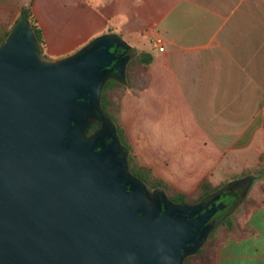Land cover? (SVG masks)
I'll return each mask as SVG.
<instances>
[{"label":"water","instance_id":"1","mask_svg":"<svg viewBox=\"0 0 264 264\" xmlns=\"http://www.w3.org/2000/svg\"><path fill=\"white\" fill-rule=\"evenodd\" d=\"M127 49L100 36L46 61L20 22L0 44V264H181L202 246L223 203L151 198L114 127L85 134Z\"/></svg>","mask_w":264,"mask_h":264},{"label":"crops","instance_id":"2","mask_svg":"<svg viewBox=\"0 0 264 264\" xmlns=\"http://www.w3.org/2000/svg\"><path fill=\"white\" fill-rule=\"evenodd\" d=\"M31 2L51 59L115 36L148 62L146 86L125 92L120 117L155 175L192 193L205 178L217 185L264 161V0H0V10ZM258 179L241 218L252 232L228 234L216 264H264Z\"/></svg>","mask_w":264,"mask_h":264},{"label":"trees","instance_id":"3","mask_svg":"<svg viewBox=\"0 0 264 264\" xmlns=\"http://www.w3.org/2000/svg\"><path fill=\"white\" fill-rule=\"evenodd\" d=\"M31 7L32 2L20 8L16 23L20 22L23 27L30 26L42 58L46 61L53 60L46 54L45 40ZM11 13V11L0 10V44L9 37L13 29V26L11 28L9 23ZM125 54L129 55L128 49L125 51ZM147 67L148 62L129 55L123 74L116 68L108 70V77L103 83L99 95L101 110L98 112L97 118L91 119L85 134L87 136L93 135L104 123H109V125L114 127L119 143L126 153L125 158L128 172L142 181L145 186L151 189L162 190L171 202L184 205L201 204L202 209L206 208V205L223 203V208L218 209L210 219V230L206 238L203 239L202 246L195 253L185 256L181 263L216 264L217 251L225 235L231 234L235 237H242L252 232L241 224V218L246 214V211L241 217L231 216L230 212L240 203L248 202V198L244 196V189L252 178L264 177V161L251 170L234 176L230 180L220 182L217 185H213L208 178H205L201 181L195 193H184L177 190L155 175L150 167L142 165L122 125L120 113L123 94L129 90L146 86ZM225 195H231L233 200L230 203L223 202L221 198Z\"/></svg>","mask_w":264,"mask_h":264},{"label":"rangeland","instance_id":"4","mask_svg":"<svg viewBox=\"0 0 264 264\" xmlns=\"http://www.w3.org/2000/svg\"><path fill=\"white\" fill-rule=\"evenodd\" d=\"M12 13H11V15L9 16V23H10V25H11V28H12V26L14 27L17 23H16V20L18 19V17H19V14H18V12H16V11H11ZM125 94V93H124ZM124 94H123V96H124ZM106 123H104L103 125H105ZM102 125V126H103ZM101 126V127H102ZM139 160V159H138ZM259 179L258 178H252L251 180H250V182H249V184H248V186H246L245 187V189H244V196H246V197H251V196H254L255 194H253V193H255V191H256V189H258V190H260V186L261 185H259ZM145 191H146V193H147V195L149 196V197H151V198H154V197H156V195L159 193H163L162 192V190H160V189H151V188H149V187H145ZM192 193H195V192H192ZM254 199H256L257 200V198L255 197ZM221 200L223 201V202H225V203H230L232 200H233V197L231 196V195H225V196H223L222 198H221ZM220 203V202H219ZM249 205V203L248 202H246V203H240L238 206H236V207H234L232 210H231V212H230V215L231 216H243V214L245 213V211H246V208H247V206ZM240 208V209H239ZM227 235H225L224 236V239H225V237H226Z\"/></svg>","mask_w":264,"mask_h":264},{"label":"built area","instance_id":"5","mask_svg":"<svg viewBox=\"0 0 264 264\" xmlns=\"http://www.w3.org/2000/svg\"><path fill=\"white\" fill-rule=\"evenodd\" d=\"M153 43L158 48L159 51L164 50V41H163V38L161 36H159V35L154 36Z\"/></svg>","mask_w":264,"mask_h":264},{"label":"flooded vegetation","instance_id":"6","mask_svg":"<svg viewBox=\"0 0 264 264\" xmlns=\"http://www.w3.org/2000/svg\"><path fill=\"white\" fill-rule=\"evenodd\" d=\"M103 141H104V142H109V141H110V138L107 137V136H105V137L103 138Z\"/></svg>","mask_w":264,"mask_h":264}]
</instances>
